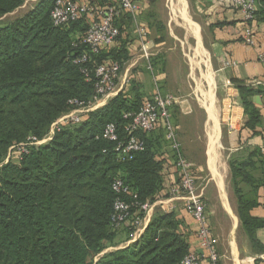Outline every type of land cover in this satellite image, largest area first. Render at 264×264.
Segmentation results:
<instances>
[{"label":"trees","instance_id":"obj_1","mask_svg":"<svg viewBox=\"0 0 264 264\" xmlns=\"http://www.w3.org/2000/svg\"><path fill=\"white\" fill-rule=\"evenodd\" d=\"M26 1L0 0V264H182L190 245L178 233L180 220L175 212H156L139 239L100 255L115 246L119 228L135 229L132 219L113 220L118 197L128 203L154 202L169 195L174 185H165L160 158L163 128L138 131L145 149L131 159H122L117 142L103 137L109 122L117 124L121 138L126 135L129 119L124 114L136 113L147 99L142 100L137 83H132L128 94L120 92L84 114L82 122L64 125L20 162H5L13 145L30 136L44 138L51 124L74 108L70 100L89 105L96 96L94 74L88 80L73 62L80 53L90 51L83 42L87 18L55 26L54 0H36L25 12L7 18ZM114 1L89 3L103 6ZM255 18L264 23V0H258ZM130 22L127 12L116 18L120 29L116 42L121 44L93 54L91 69L118 61L123 70L129 59V39H123V33ZM233 82L247 116L245 128L258 133L262 114L251 97L260 91L238 79ZM229 165L238 213L252 231L263 221L250 215L254 200L241 184L252 189L264 185V155L253 149L248 155L232 156ZM117 178L129 187V193L114 190ZM137 210L138 205H133L131 213Z\"/></svg>","mask_w":264,"mask_h":264},{"label":"crops","instance_id":"obj_2","mask_svg":"<svg viewBox=\"0 0 264 264\" xmlns=\"http://www.w3.org/2000/svg\"><path fill=\"white\" fill-rule=\"evenodd\" d=\"M78 1L101 2V0ZM177 1L180 6H183V18L189 27L199 35L193 22H188L190 17L186 13L184 0ZM208 4L207 12L211 13L210 23L213 26V32L209 38V50L213 58L212 61L216 65L214 69L218 70V73L221 72L214 73L220 76L221 81L232 82L233 87L230 92L234 106H230L231 110L229 111L225 110L226 114L222 116L219 112L221 108L219 110L217 108L214 87H211L209 93L210 103L205 107L192 104L189 100L179 101L177 98V103L172 109L177 128V139L182 154L194 164L196 176L203 171L202 175H209L211 180L215 178L217 181V186L209 184L202 193L209 224L217 237V249L221 257L220 264H264V185L252 189L249 185L241 184L246 196L254 200V204L249 210L250 215L263 221L262 225L249 231L245 228L238 213L239 202L231 182L229 165L231 156L248 155L253 149H260L264 155V63L260 60V55L264 53V23L256 18L253 22H246L243 13L226 0H209ZM247 26H251L254 30L256 46H249L243 41L242 35ZM128 33V29L123 33V39L126 36L129 39V59L125 62L126 71L124 73L122 70L120 77V82L123 85L129 82V79L133 77V72H137L138 67L143 65L144 51L148 54L146 57H150L153 55L152 50L160 45L152 42L151 31L144 39L140 34L139 37L135 35V38L132 39ZM120 44L121 42L118 41L111 47ZM227 61H235L237 65L227 66L225 64ZM129 73H131L130 78ZM161 76L163 78L165 74L162 73L159 77ZM234 79L260 91L255 95L259 97L258 100L253 101L260 108L262 114V125L257 128L258 133H253L252 130L245 128L247 116L241 103L239 90L233 82ZM103 102L106 104L107 99ZM222 126L224 130L226 129V135L225 132L223 133ZM167 143L166 139L165 143L162 142L160 158L163 159L165 185L168 187L179 180L180 174L176 165V153H174L170 142L168 143L171 148L169 151L165 145ZM154 202L155 206L162 204L163 207L174 210L180 220L181 233L187 237L190 249L200 252L197 234L199 225L188 213L184 201L177 198H159ZM203 264H205L204 261Z\"/></svg>","mask_w":264,"mask_h":264},{"label":"built area","instance_id":"obj_3","mask_svg":"<svg viewBox=\"0 0 264 264\" xmlns=\"http://www.w3.org/2000/svg\"><path fill=\"white\" fill-rule=\"evenodd\" d=\"M232 5L243 13L246 22L249 23L255 20L258 0H232ZM142 7L141 0H115L103 6H95L89 2L78 0H54L51 18L55 26H66L82 17H86L88 20L89 25L83 42L89 46L90 51L80 53L74 58L73 62L80 66L81 72L88 80L94 74L96 79L95 101L99 99L106 100L118 93L123 86L120 82L122 69L118 61L99 63L94 66V69H91L89 67L91 57L93 54L99 53L101 49L116 43L120 34L116 18L122 12L138 16L142 11ZM139 34L144 39L148 35V30L141 26L139 27ZM242 37L247 45L256 46L257 40L251 26L245 28ZM143 54L144 56L148 55L146 51ZM260 60L264 63V53L260 55ZM225 64L227 66L237 65L235 61H227ZM70 103L74 105V108L62 114L52 123L44 138L39 139L36 136H30L26 141L13 145L5 162L13 159L20 162L23 156L28 154L33 147H38L53 139L64 125L82 122L84 113L92 111L98 106L92 108L90 104L85 105L78 99H72ZM176 103V96L156 90L151 97L145 100L139 111L124 114V117L129 119V123L125 126L126 135L123 138L120 137L119 128L114 122L107 123L103 130V137L117 142L116 151L122 159H131L136 152L145 149V141L137 135L138 131L150 132L158 128L164 129L165 137L170 142L174 153H176V165L180 174L178 182L170 190L169 197L183 200L188 213L199 225L197 234L201 251L190 249L182 264H203V261L205 264H220L221 257L217 249V237L206 215V204L197 182L194 164L182 154L177 139V128L172 116V109ZM13 149H16V154L13 153ZM113 188L117 193L130 192L129 187L120 178L115 180ZM133 205H138L137 213H131ZM154 206L155 202L128 203L118 197L114 206L113 220L116 223H121L132 219L131 224L135 227L136 234H138L143 232L150 222V211L153 210ZM141 212L144 214L141 215Z\"/></svg>","mask_w":264,"mask_h":264},{"label":"rangeland","instance_id":"obj_4","mask_svg":"<svg viewBox=\"0 0 264 264\" xmlns=\"http://www.w3.org/2000/svg\"><path fill=\"white\" fill-rule=\"evenodd\" d=\"M35 1L36 0L26 1L22 7L8 14L7 18L13 19L18 14L25 12L27 9L31 8ZM142 1L143 7L141 13L138 16L130 14L131 25L128 27V36L132 39L135 38V35L139 37V27L144 26L149 34L151 31L152 42L160 45L154 48L155 50H152V56H143V65L138 67L137 72H133V77L130 78L131 73H129V82H126L117 94L108 98L106 103L120 92L128 94L132 89V83L135 82L143 93L142 100L151 97L154 90H159L162 93L176 96L179 101L189 100L192 104L205 107L210 103L209 93L211 92V87H214L217 108L218 110L221 108L219 112H221L222 116L226 114L225 110L229 111L231 107L234 106L232 94L230 92L233 85L232 82L228 80L221 81L220 76L215 74L221 72L218 73V70L214 69L216 65L213 63L214 61H212L213 58L209 50V38L211 32H213V26L210 23L211 13L207 12L209 0H184L186 13L190 17L188 18V22H193L199 31V35L194 29L189 27L187 21L183 18V6H180L177 0ZM226 2L230 4L232 0H226ZM125 71L126 64L123 65V72L125 73ZM162 73L165 74L163 78L162 76L159 77ZM92 103L90 104L92 108L98 105L95 109L105 105L100 99L98 101L93 100ZM222 130L224 133L226 129L224 130L222 126ZM164 139H166V137ZM167 144L165 145L170 151L171 148L169 144L168 146ZM15 151L16 149H13V153ZM13 160L16 163L18 162L16 159ZM202 173L204 174V172L201 171L200 174L197 175V182L201 192H203L204 188L209 184L217 186L215 178L211 180L209 175H202ZM164 198L170 197L167 195L163 197V199ZM156 212L168 213L174 212V210L169 207H163L162 204H158L150 211L151 219ZM124 228L125 227H121L117 230V237L114 240L115 246L105 249L100 255L108 250L132 244L139 239L145 231L136 234L135 229L131 231ZM178 233H181L180 227H178ZM99 256L95 257V261L98 260Z\"/></svg>","mask_w":264,"mask_h":264},{"label":"water","instance_id":"obj_5","mask_svg":"<svg viewBox=\"0 0 264 264\" xmlns=\"http://www.w3.org/2000/svg\"><path fill=\"white\" fill-rule=\"evenodd\" d=\"M258 98H259L258 96H253V97H251V100H252V101H257Z\"/></svg>","mask_w":264,"mask_h":264}]
</instances>
